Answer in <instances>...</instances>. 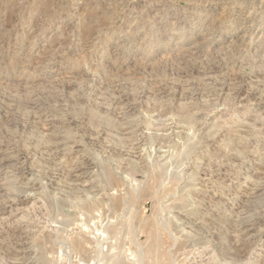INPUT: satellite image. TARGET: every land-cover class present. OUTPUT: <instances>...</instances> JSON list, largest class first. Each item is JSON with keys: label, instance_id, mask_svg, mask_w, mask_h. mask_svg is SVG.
I'll return each instance as SVG.
<instances>
[{"label": "rangeland", "instance_id": "rangeland-1", "mask_svg": "<svg viewBox=\"0 0 264 264\" xmlns=\"http://www.w3.org/2000/svg\"><path fill=\"white\" fill-rule=\"evenodd\" d=\"M0 264H264V0H0Z\"/></svg>", "mask_w": 264, "mask_h": 264}, {"label": "bare ground", "instance_id": "bare-ground-1", "mask_svg": "<svg viewBox=\"0 0 264 264\" xmlns=\"http://www.w3.org/2000/svg\"><path fill=\"white\" fill-rule=\"evenodd\" d=\"M164 260V259H163Z\"/></svg>", "mask_w": 264, "mask_h": 264}]
</instances>
